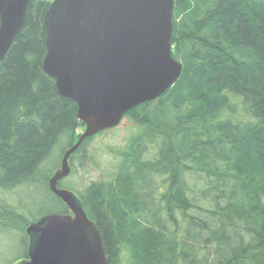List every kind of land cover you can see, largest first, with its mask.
<instances>
[{
    "label": "trees",
    "instance_id": "obj_1",
    "mask_svg": "<svg viewBox=\"0 0 264 264\" xmlns=\"http://www.w3.org/2000/svg\"><path fill=\"white\" fill-rule=\"evenodd\" d=\"M51 1L31 0L0 61V237L25 246L8 264L29 258L40 218L23 193L69 213L50 179L85 127L43 69ZM171 43L178 80L125 115L119 143L100 139L118 125L70 157L89 183L59 186L97 224L107 264H264V0H175Z\"/></svg>",
    "mask_w": 264,
    "mask_h": 264
},
{
    "label": "water",
    "instance_id": "obj_2",
    "mask_svg": "<svg viewBox=\"0 0 264 264\" xmlns=\"http://www.w3.org/2000/svg\"><path fill=\"white\" fill-rule=\"evenodd\" d=\"M31 0H0V61L21 32ZM175 0H52L44 15L43 69L77 105L85 129L50 179L69 213L32 222L22 264H107L101 232L76 195L59 186L70 157L89 138L118 126L133 108L161 97L180 77L172 54Z\"/></svg>",
    "mask_w": 264,
    "mask_h": 264
},
{
    "label": "rangeland",
    "instance_id": "obj_3",
    "mask_svg": "<svg viewBox=\"0 0 264 264\" xmlns=\"http://www.w3.org/2000/svg\"><path fill=\"white\" fill-rule=\"evenodd\" d=\"M128 125H129L128 121L124 119L121 125H119V128H117V131H114L116 132L115 138L114 136L111 137L106 135V136H102L100 139L105 140L107 142H114V140L116 139V141L119 143V140L124 138V132ZM84 129L85 128H81L80 130H78V134H79L78 137L81 136V134L84 132ZM78 170L79 172H77L76 174L71 173V175L67 178L68 180L69 179L73 180V184L78 189H81V185H82L81 182L89 183V181L93 179V177L91 175L90 177L84 175V172H82L79 168ZM21 198H22L21 200L24 203H26L28 210H30L33 213L34 218L35 217L38 218L43 215L53 213V211L51 210L55 209L51 199L46 198L43 191L40 192L39 194L33 193L31 197H28L25 193H23L21 195ZM28 210L26 209V212H28ZM32 242H33V237L30 236L29 247H31ZM24 253H25V246L22 243L20 237L16 238L13 235L0 237V257L2 260V264H8L9 262H11L12 260L16 259L18 256ZM17 263L22 264L20 261Z\"/></svg>",
    "mask_w": 264,
    "mask_h": 264
}]
</instances>
